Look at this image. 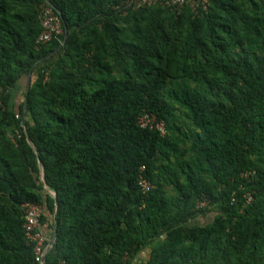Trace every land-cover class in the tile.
Listing matches in <instances>:
<instances>
[{
	"label": "trees",
	"instance_id": "16d2710c",
	"mask_svg": "<svg viewBox=\"0 0 264 264\" xmlns=\"http://www.w3.org/2000/svg\"><path fill=\"white\" fill-rule=\"evenodd\" d=\"M49 1L0 0V264H39L24 201L55 213L45 264H264V0L196 16ZM44 5L67 30L57 50L36 42ZM145 112L164 135L138 124Z\"/></svg>",
	"mask_w": 264,
	"mask_h": 264
},
{
	"label": "built area",
	"instance_id": "2783aa9c",
	"mask_svg": "<svg viewBox=\"0 0 264 264\" xmlns=\"http://www.w3.org/2000/svg\"><path fill=\"white\" fill-rule=\"evenodd\" d=\"M209 0H124L119 6L115 7L117 10L126 11L138 10L143 7L164 6V7H187L191 13L196 16L208 9ZM42 30L37 37L36 42L46 43L49 41H57L61 43V35L63 32L60 17L55 13L51 7L44 5L39 12ZM47 76V73L45 74ZM138 124L144 128L156 129L161 135L165 134V127L163 121L157 120L156 116L151 113H143L138 117ZM143 169V167L141 168ZM254 175V171H244L241 176L247 180ZM139 185L143 191L150 189V182L142 175L139 176ZM244 203H249L253 199V192L246 191L243 194ZM23 211V230L26 243L32 247L33 258L35 262L42 264L43 255L47 247L49 239L41 230V204L34 201H24L20 204ZM196 207H209L208 199L200 197L197 199ZM47 241V242H46ZM63 264V263H61Z\"/></svg>",
	"mask_w": 264,
	"mask_h": 264
},
{
	"label": "water",
	"instance_id": "95a60500",
	"mask_svg": "<svg viewBox=\"0 0 264 264\" xmlns=\"http://www.w3.org/2000/svg\"><path fill=\"white\" fill-rule=\"evenodd\" d=\"M46 2H47L48 4H51L49 0H46ZM64 32H65V34H64V38H63V40L61 41V43L59 44V46L56 47L55 50H57V49L61 46V44L64 42L65 37H66V33H67L66 28H64ZM55 50H53L52 53H53ZM31 71H32V68L29 70L28 75H27V79H26V94H27L28 89H29V86H30ZM25 112H26V100H25L24 107H23V117H22V121H21L23 127H24V125H25ZM27 141H28V143L33 147V149L36 151V149L34 148L33 144L31 143V141H30L28 138H27ZM38 164H39V178H40V180H41L42 183H43V190H44L47 194H49L51 197H53L54 200L56 201L55 193L49 189L48 185H47L46 182H45V179H44V172H43V165H42V163H41L40 160H38ZM55 209H56V208H55ZM52 217H53V221H54V219H55V213L52 215ZM55 232H56V229H55V224H54V225H53V229H52V234H51V236H50V238H49V241H48L47 247H46L45 252H44V255H43L42 264H45V255H46V253L48 252V250L52 247V245L54 244Z\"/></svg>",
	"mask_w": 264,
	"mask_h": 264
},
{
	"label": "crops",
	"instance_id": "0c3cea01",
	"mask_svg": "<svg viewBox=\"0 0 264 264\" xmlns=\"http://www.w3.org/2000/svg\"><path fill=\"white\" fill-rule=\"evenodd\" d=\"M41 214L44 215L46 217V222L44 224L41 225V230L42 232L46 235L49 236V228H47V222H51L52 221V216L51 214H49L45 208V205H41ZM207 217H203V216H195L192 221L195 223H202ZM150 253H151V246H146L144 247L136 256L135 258V262H146L149 257H150Z\"/></svg>",
	"mask_w": 264,
	"mask_h": 264
},
{
	"label": "rangeland",
	"instance_id": "374dc122",
	"mask_svg": "<svg viewBox=\"0 0 264 264\" xmlns=\"http://www.w3.org/2000/svg\"><path fill=\"white\" fill-rule=\"evenodd\" d=\"M26 79H27V78H26ZM26 79H23V80H22V83H24V84H25V82H26ZM30 79H31V77H30Z\"/></svg>",
	"mask_w": 264,
	"mask_h": 264
}]
</instances>
